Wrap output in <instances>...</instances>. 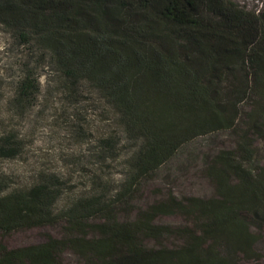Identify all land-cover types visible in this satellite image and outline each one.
I'll list each match as a JSON object with an SVG mask.
<instances>
[{"label":"trees","instance_id":"1","mask_svg":"<svg viewBox=\"0 0 264 264\" xmlns=\"http://www.w3.org/2000/svg\"><path fill=\"white\" fill-rule=\"evenodd\" d=\"M0 31L17 55V73L0 82V163L25 155L18 127L35 110L40 118L59 110L77 143L90 140L72 169L19 177L0 167L1 234L62 227L37 244L0 245V264H64L66 252L82 264L261 262L264 9L235 0H0ZM217 132L234 142L202 170L211 196L169 192L132 205L184 145ZM163 216L182 223H158ZM165 236L181 244L164 245Z\"/></svg>","mask_w":264,"mask_h":264},{"label":"rangeland","instance_id":"2","mask_svg":"<svg viewBox=\"0 0 264 264\" xmlns=\"http://www.w3.org/2000/svg\"><path fill=\"white\" fill-rule=\"evenodd\" d=\"M248 8L264 9V0H235ZM7 36L0 31V82L8 83L17 73V55L7 50ZM46 72V71H45ZM45 81V75L42 78ZM4 87V91H5ZM35 110L18 129L24 139V153L22 159L3 161L0 167L7 171L16 172L19 177H27L30 171L40 166L56 170L72 169L67 164L73 156L87 155L86 149L90 140L85 138L77 143L73 138L69 126L65 123L66 117L60 111H46L39 117ZM52 113V118H51ZM46 115V116H45ZM234 137L229 132H217L199 137L184 145L166 165L161 167L152 181L147 183L141 194L132 203L135 208H144L154 200L165 197L172 192L178 197L198 196L209 197L213 188L203 176L202 170L218 151L231 147ZM161 224H181L182 220L176 216H163L158 219ZM47 235L59 237L62 227L30 228L13 232L9 235L0 233V245L6 248L37 244L42 242ZM147 246H154L152 240L145 242ZM162 243L167 246L179 245L181 242L174 237L165 236ZM255 248L263 258L264 264V234L256 242ZM64 264H82L78 258L66 252L62 255ZM242 264H256L244 262Z\"/></svg>","mask_w":264,"mask_h":264}]
</instances>
